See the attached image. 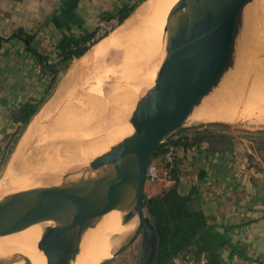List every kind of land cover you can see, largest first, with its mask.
Returning a JSON list of instances; mask_svg holds the SVG:
<instances>
[{
    "label": "water",
    "instance_id": "1",
    "mask_svg": "<svg viewBox=\"0 0 264 264\" xmlns=\"http://www.w3.org/2000/svg\"><path fill=\"white\" fill-rule=\"evenodd\" d=\"M254 0H180L186 9L182 28L154 84L138 100L129 118L133 133L94 158L72 181L27 187L0 198V237L41 221L57 226L37 244L46 264H70L82 233L108 210L125 208L126 222L137 219L141 234L138 264H155L158 239L145 208L144 174L159 147L181 129L234 69L244 12ZM61 195L63 202H44ZM53 213H57L53 215ZM126 247H121L117 256Z\"/></svg>",
    "mask_w": 264,
    "mask_h": 264
},
{
    "label": "crops",
    "instance_id": "2",
    "mask_svg": "<svg viewBox=\"0 0 264 264\" xmlns=\"http://www.w3.org/2000/svg\"><path fill=\"white\" fill-rule=\"evenodd\" d=\"M132 1L0 0V138L10 133L11 113L26 102L41 99L47 86L26 43L13 34L19 29L31 34V47L54 59L62 36L77 35L80 29L91 32L103 13L113 14ZM83 57L71 62L56 93L61 84L70 89L75 81L84 80V74L76 70ZM190 130L184 134L188 139L193 138ZM216 135L220 141L213 147L199 141L176 149L178 191L186 195L195 187L204 214L238 251L231 255L224 250L222 264H264V157L259 164H251L254 148L250 140L237 138L234 132ZM173 185L172 180L162 178L156 186L144 187V196L154 197Z\"/></svg>",
    "mask_w": 264,
    "mask_h": 264
},
{
    "label": "rangeland",
    "instance_id": "3",
    "mask_svg": "<svg viewBox=\"0 0 264 264\" xmlns=\"http://www.w3.org/2000/svg\"><path fill=\"white\" fill-rule=\"evenodd\" d=\"M134 1L135 0L128 5H132ZM165 22L161 24L160 28L154 34L146 56L141 63L142 65L149 64L151 67L148 72L142 71L145 76L143 79L137 78L134 80L128 76V71L131 70V68L129 65L127 66L125 64L127 63L126 60H130L129 53L132 50L131 42H119L114 46V51L107 50L102 53L101 56L93 60H87L85 55L83 57L84 59L81 61V65H83L82 69L78 70L76 68L79 75L84 70V80L80 83L75 81L73 86L71 84L70 89L63 86L61 90L56 93L60 83L66 77L68 70L61 73L58 76L50 95L40 105L38 112L35 114L36 116H33L35 119L37 118V124L50 118L53 119L59 113L65 111L74 112L82 107L81 109L91 110L94 115L89 117L85 122L80 120L79 124H74L75 122H71L70 124L73 125L69 124V126H61L58 124L56 127L52 128L53 130L51 133L48 132L50 137L53 136L52 133L54 135L58 134V137L72 136L73 133L71 130L76 127H78L80 131L85 129L86 131L91 132L93 129L91 132V135H93V131L102 123L101 126L104 127L103 130L101 129L102 131H99L91 140H89V142L94 143L98 140H103L105 143L113 133L124 129V126L129 121V116H131V113L134 110L135 103L138 102L149 88H144L138 93V98L136 97L134 99V107L126 111L129 114L125 112L119 117L118 115L116 116L115 113L118 110L117 104L122 103V101H124L133 91L139 89V84L144 79H147L154 84L156 73L158 71L156 73L153 71L152 60L158 38ZM112 25H114V23H112ZM113 30H111L109 34ZM234 64V69L230 70L223 77L220 85L208 100L205 108L193 119L191 115L186 120L183 127L176 131L174 138L183 136L185 132L191 128L203 129L205 126H207V131L212 132V134L215 135H228L231 132H234L237 138L250 140L252 147L254 148V151H252L254 156L250 157V163L259 164L264 157V0H254L245 9L243 26L236 45ZM126 66L130 69L128 70ZM55 93L56 95L58 94L57 96L55 95L57 99L52 102L54 98H51ZM207 98H205L203 102L206 101ZM39 100L40 98L37 99V101ZM197 109H199V107L196 108V110ZM203 115H208L213 118H222L224 121H207L204 120L205 118H203ZM33 117L31 118V120H33H30L31 123L29 122L30 124L28 125H34L33 123L35 119ZM28 125L19 132V125L10 124V133L5 134L4 137L0 138V180L7 172L8 164L10 163L16 148L24 138L31 133L30 131L32 128ZM43 125H46V127L49 126L48 123ZM65 127L69 130H64ZM116 127L119 130H111ZM27 131L29 133H27ZM109 131H111V134L105 137V134H107V132L109 133ZM48 133H46L47 136ZM193 137L195 136L193 135ZM49 139L52 138H49L48 136L46 142H49ZM60 139L63 138L60 137ZM52 140H54V138ZM36 142H38V144ZM36 142L35 145L38 149L40 148L41 151L44 150V153L52 151L50 148L45 149V140L43 142H41V140ZM225 143L226 140L224 144ZM32 144H34V142H31V148H29L35 150L37 147H34ZM225 145H227V143ZM68 149H70V147L65 150ZM46 154H49V152ZM157 157L159 156L156 154L154 158L156 159ZM68 170L69 169H67L63 175L67 176L69 174ZM162 173L163 170L160 173L161 179L163 178ZM80 177L81 175L76 176L77 179ZM76 178L74 177L72 181H75ZM161 179L153 184L145 183L144 187L148 189L150 186H156L161 182ZM28 184L29 183H27V185ZM41 185L46 186L49 184L38 183L33 184L30 187H42ZM15 191L17 190H11L7 192V194ZM46 228L45 224H43V232H45ZM136 229L137 225L132 233L113 246L110 259L106 260L105 258H101L96 264H138L141 251V234L136 235ZM31 239L33 240V238L28 240L31 241ZM123 246L126 247L124 251L117 256H113ZM78 256H80V254H78ZM181 260L182 259L179 258L176 262L179 263Z\"/></svg>",
    "mask_w": 264,
    "mask_h": 264
},
{
    "label": "bare ground",
    "instance_id": "4",
    "mask_svg": "<svg viewBox=\"0 0 264 264\" xmlns=\"http://www.w3.org/2000/svg\"><path fill=\"white\" fill-rule=\"evenodd\" d=\"M179 1L180 0L144 1L132 15L121 24L117 31L92 47L86 54V59L93 60L101 56L102 53L107 50L112 51L114 46L119 42H131L132 50L129 53L130 60H126L127 63L125 64L127 66L129 65L131 68V70H129L130 68L126 66L129 70L128 76L134 80L137 78L143 79L145 76L142 71L148 72L151 67L149 64L142 65L141 63L146 56L154 34L160 28L161 24L166 21L158 38L152 60L153 71L155 73L157 71L159 72V69L165 63L169 55L171 44L173 45L175 42L185 19L186 9L178 7ZM82 67L83 65H81V62L76 66L78 70L82 69ZM158 72L156 73V77ZM82 74H85L84 70ZM152 86L153 82L144 79L139 84V89L133 91L122 103L117 104L118 110L116 108L117 111L115 115L119 117L128 109L134 107V99L138 96V93L142 89L151 88ZM62 87L63 85L61 84L58 91H60ZM212 94L206 101L201 103L199 109L193 111L192 119L205 108ZM56 96L51 98H54L52 102L57 99ZM81 108L74 112L65 111L59 113L55 118L44 120L38 124L37 118L35 119L34 117V123L32 122L34 125H28L32 128L30 131L31 133L27 131L29 135H27L20 144L18 143L19 146L16 148L8 164V170L0 180V198L11 190H25L33 184H59L63 181V173L67 169L71 171V175L78 173L79 170L82 171L81 169L87 166L94 158L104 154L110 147L133 133L132 126L127 122L124 129L121 131L117 127L111 129H118L119 131L113 133L105 143L103 140L90 143L89 140L99 131L103 130L104 127L101 126V123L99 126L97 125L98 128L93 131V135H91L93 129L91 132L85 129L80 131V129L76 127L71 130L73 133H71L72 136H60L63 138L60 139L58 134L54 135L52 133L53 136L51 135L52 137H50L48 132L51 133L53 130L52 128L56 127L58 124L61 126H69L71 122L79 124L80 120L85 122L89 117L94 115L91 110ZM203 118L207 121H224L222 118H213L208 115H203ZM42 123H48L49 126L46 127V125L44 126ZM64 130L69 129L65 127ZM46 133H48L49 138H54V140L49 139V142H46V140H48ZM110 134L111 131H109V133L107 132L105 137ZM38 140H41V142L45 140V149L50 148L52 151H48L49 154H46L48 152L44 153V150L41 151L40 148L38 149L35 145V142ZM31 142H34L32 145L37 147L35 150L30 149ZM36 143L38 144V142ZM68 147H70V149L65 150ZM77 175L69 176L67 180L74 177L76 178ZM27 183H29V186ZM44 202L55 204L56 207H58V204L63 202V198L61 195H57L51 199H46ZM56 214L57 213H53V215ZM127 214V209L116 207L108 210L101 218L96 219L93 226L82 233L78 252L80 256L77 254L78 257H75L76 259L70 264H96L101 258H105L106 260L110 259L113 246L132 233L137 225L136 218L126 222L125 218ZM43 224L47 227L45 232H43L42 229ZM56 226L57 223L54 221H41L12 235L0 237V264H46V259L43 253L37 249V244L44 238L49 230ZM30 238H33V240H28Z\"/></svg>",
    "mask_w": 264,
    "mask_h": 264
},
{
    "label": "trees",
    "instance_id": "5",
    "mask_svg": "<svg viewBox=\"0 0 264 264\" xmlns=\"http://www.w3.org/2000/svg\"><path fill=\"white\" fill-rule=\"evenodd\" d=\"M144 1L146 0H135L132 5H126L113 14L103 13L100 20L114 19L116 24L112 27L111 30H113L127 20ZM108 34L107 32L97 36L96 28L91 32L80 29L77 35L62 36L56 43L54 59H50L49 56L31 47L33 41L31 34L21 29L13 34V38L26 43L27 49L33 54L40 67L41 75L47 79L44 95L39 101L26 102L11 113V124L19 125V132L30 124L31 118L50 95L58 76L68 69L73 60L83 57L92 46L99 43ZM206 128L207 126L203 129H189L195 136L190 139L185 135L174 138L176 133L174 132L159 147L157 156H163L167 152L168 146L186 149L199 141H204L209 146L219 143L218 136L207 131ZM170 178L174 182L172 187L163 190L154 197L145 196L146 212L156 230L158 239L155 264H175L177 259H184L188 256L195 260L203 258L206 264H222L221 255L224 250H229L231 255H238V251L235 250L226 233L219 232L217 226L212 224L204 214L199 205L196 188L192 187L186 195L179 193L177 167L174 166L170 171Z\"/></svg>",
    "mask_w": 264,
    "mask_h": 264
},
{
    "label": "built area",
    "instance_id": "6",
    "mask_svg": "<svg viewBox=\"0 0 264 264\" xmlns=\"http://www.w3.org/2000/svg\"><path fill=\"white\" fill-rule=\"evenodd\" d=\"M116 24V21L114 19L110 21H99L97 24V36L99 35H104L105 33H109L112 29V27ZM166 142V140L163 142V144ZM176 149L174 147L168 146L167 152L163 156H159V162H156V159L153 158L151 162L148 164L145 174H144V179L145 183H156L158 182L161 177H160V165L161 168L163 169V178L166 180H171L170 178V171L172 168L175 166L177 167V158H176ZM160 164V165H159ZM177 264H206L205 260L201 258L200 260H195L190 257H185L182 259L179 263Z\"/></svg>",
    "mask_w": 264,
    "mask_h": 264
}]
</instances>
